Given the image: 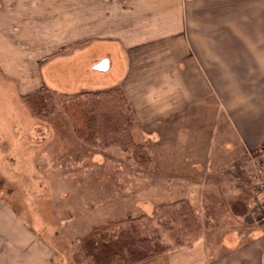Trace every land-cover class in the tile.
Segmentation results:
<instances>
[{"label":"crops","instance_id":"0c3cea01","mask_svg":"<svg viewBox=\"0 0 264 264\" xmlns=\"http://www.w3.org/2000/svg\"><path fill=\"white\" fill-rule=\"evenodd\" d=\"M20 10L18 3L0 0V70L21 96L44 86L60 92H73L78 86H113L133 72L132 53L149 51L154 67L163 68L159 73L197 78V89L185 77V81L173 79L175 90L184 91V103L176 94L168 107L194 106L185 115L196 122L198 101L211 97L214 102L206 110L212 130L200 164L199 197L177 200L189 201L201 217L204 234H225L222 256H209L201 239L138 264H264V222L250 215L252 183L242 171L231 175L240 169L237 166L264 152L260 150L264 146V0H36L37 77L26 71L20 50L24 48L20 42L28 41L17 28L23 16ZM73 11L79 12V30L71 22ZM108 48L114 55L106 58L107 71L93 69L104 57L87 68L89 56ZM58 55L54 59L58 62L49 64L51 71L38 66L40 60ZM200 75L206 80L203 86L208 94L204 96L199 94ZM221 75L230 80L229 85L217 79ZM222 92L225 105L219 122L218 95ZM181 117L178 120L185 118ZM218 123L221 135L214 150ZM223 177L231 184L234 178L246 184L226 191ZM233 202L245 203V210L234 213ZM57 257L12 211L0 210V264H61Z\"/></svg>","mask_w":264,"mask_h":264},{"label":"rangeland","instance_id":"374dc122","mask_svg":"<svg viewBox=\"0 0 264 264\" xmlns=\"http://www.w3.org/2000/svg\"><path fill=\"white\" fill-rule=\"evenodd\" d=\"M9 1L18 3L23 14L17 28L29 42H20L24 46L20 50L25 55L26 71L37 77L33 43L36 0ZM218 1L211 0L212 3ZM72 14L71 22L79 30V12L73 11ZM111 51L112 48L103 49L100 54L89 56L85 65L91 68L100 58H108ZM131 56L133 58L129 61L134 62L131 66L133 72L126 75V80L121 78L112 86L119 88L120 98L101 104L114 108L121 131L115 129L109 133L105 124L99 127L95 138L88 141L76 136L73 121L63 111L59 96L69 92L54 90L56 99L52 104L32 112L23 101L31 93L21 96L15 91L14 83L5 79L0 70V210L12 211L28 229L37 232L54 249L61 264H90V259L81 249V242L94 228L149 215L158 206L168 205L178 198L199 197L202 181L200 164L212 130L206 110L214 107V102L211 97L198 101L195 105L197 119L193 122L185 113L194 106L170 108L168 102L177 94L176 98L184 103V91L175 90L176 84H171L173 79H186L185 82H193L194 89H197V78L159 73L163 68L154 67L155 62L148 59L151 56L149 51L134 52ZM54 57L40 60L38 66L42 71H51L50 62H58L54 59L61 55ZM219 77L229 85L227 77L221 75L217 79ZM200 81L199 94L204 96L208 94L203 86L206 85L204 75H200ZM232 92L241 95L240 91ZM224 105L222 92V96L218 95L219 122L224 114ZM182 115L185 118L178 120ZM184 124V129L176 131ZM201 124L205 126L203 129ZM220 124L216 126L218 136L211 146L214 150L219 144ZM260 150L263 151L264 146ZM211 153L213 157L214 151ZM254 159L251 157L237 166L240 169H235L231 175L242 171L252 183L250 215L260 220L256 208L255 179L251 174ZM242 184L246 182L241 179L234 178L231 184L222 178V188L226 191ZM195 204L200 206L198 202ZM196 216L200 225L199 235L191 237L189 243L183 241L175 245L170 233H163V245L167 248L158 255L203 239L209 256H222L221 243L225 234H204L201 217ZM176 227L174 225V230L169 232L179 231Z\"/></svg>","mask_w":264,"mask_h":264},{"label":"trees","instance_id":"16d2710c","mask_svg":"<svg viewBox=\"0 0 264 264\" xmlns=\"http://www.w3.org/2000/svg\"><path fill=\"white\" fill-rule=\"evenodd\" d=\"M120 95L117 87L87 89L78 86L73 92L59 97L63 111L73 121L74 133L81 140L88 141L94 139L99 127L105 124L109 133L115 129L121 131L114 108L101 105L115 102ZM54 99L55 91L44 86L27 95L23 101L32 112H37L48 103L52 104ZM192 208L189 201L181 199L160 205L149 215L94 228L83 238L81 249L90 259V264H137L166 250L163 233H170L175 245L183 241L189 243L191 237L199 235V219ZM231 209L239 213L240 209L245 210V204H232ZM174 225L179 231L169 232L174 230Z\"/></svg>","mask_w":264,"mask_h":264},{"label":"built area","instance_id":"2783aa9c","mask_svg":"<svg viewBox=\"0 0 264 264\" xmlns=\"http://www.w3.org/2000/svg\"><path fill=\"white\" fill-rule=\"evenodd\" d=\"M251 174L255 179L256 208L258 209L260 220L264 221V152L251 162Z\"/></svg>","mask_w":264,"mask_h":264},{"label":"water","instance_id":"95a60500","mask_svg":"<svg viewBox=\"0 0 264 264\" xmlns=\"http://www.w3.org/2000/svg\"><path fill=\"white\" fill-rule=\"evenodd\" d=\"M109 68V61L108 59L104 58L102 60H100L98 63H96L93 66V69L97 70V71H101V72H105L107 71Z\"/></svg>","mask_w":264,"mask_h":264}]
</instances>
